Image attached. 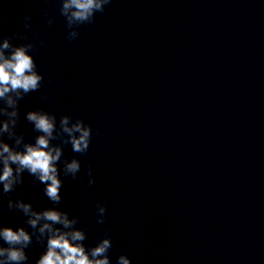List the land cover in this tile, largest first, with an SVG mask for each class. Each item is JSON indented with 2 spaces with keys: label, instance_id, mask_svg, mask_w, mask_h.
I'll list each match as a JSON object with an SVG mask.
<instances>
[{
  "label": "clouds",
  "instance_id": "9594fccd",
  "mask_svg": "<svg viewBox=\"0 0 264 264\" xmlns=\"http://www.w3.org/2000/svg\"><path fill=\"white\" fill-rule=\"evenodd\" d=\"M59 13L66 23V36L73 41L79 36V27L92 24L96 13H103L112 0H56ZM47 17L46 24L50 27L54 18L49 16V10L43 9ZM32 17L25 15L22 20V33L5 34L2 30L3 17L0 16V198H7L6 206L10 212L23 214L24 223L31 228H13L0 223V264H28L29 256L26 249L35 242L45 246V251L34 261V264H111L110 249L113 247L110 230L98 240L95 246L87 247L86 228L76 227L80 223L79 216H71L60 209L62 203L61 169L58 162L63 157V146L70 144L75 153L84 154L89 150L92 127L81 118L73 120L70 115H60L57 126V115L37 107L24 113L26 122L33 126V131L39 133L33 142H26L24 134L18 132L21 118L20 102L42 88L44 76L37 70L36 61L31 54L36 49L34 32L29 36ZM16 41V42H14ZM40 46H47L44 40ZM40 99L47 96L40 92ZM13 141V144L6 142ZM59 140V144L52 143ZM81 161L72 158L63 160L62 173L64 177L79 180ZM27 172L33 177V184H43L42 191L52 203V207L37 210L31 202L11 198L17 186L24 183L23 174ZM92 166H87V184L92 186L95 179ZM96 223L105 224L107 206L96 202ZM116 264H132L126 254L117 257Z\"/></svg>",
  "mask_w": 264,
  "mask_h": 264
}]
</instances>
